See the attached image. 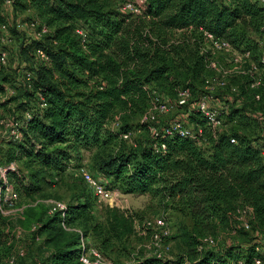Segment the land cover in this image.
I'll list each match as a JSON object with an SVG mask.
<instances>
[{
    "label": "trees",
    "instance_id": "obj_1",
    "mask_svg": "<svg viewBox=\"0 0 264 264\" xmlns=\"http://www.w3.org/2000/svg\"><path fill=\"white\" fill-rule=\"evenodd\" d=\"M26 13L23 21L47 27L48 35L37 40L17 29ZM77 28L87 33L86 44L75 34ZM205 33L239 52L249 50L251 60L258 62L264 46L262 9L251 0H147L144 12L133 15L121 10V2L112 8L107 0H0V55L7 53L6 64L0 63V109L14 104V121L21 123L19 138L7 142L5 158L7 163L19 161L26 172L7 171L15 194L30 198L56 184L71 161L78 165L81 151L95 150L92 175L107 179L123 194L148 196L164 212L190 222V229H182L180 235L182 255L130 264H254L255 259L264 264V249L259 250V241L264 242V137L244 128L253 123L261 133L256 115L264 106V87L250 89L252 79L242 76L238 85L227 83L215 90L214 98L216 93L237 97L232 103L237 108L229 105L215 134L195 110L186 119L202 131L195 138L162 135L159 131L171 121L159 124L157 117L140 123L155 98L174 100L178 90L187 89L190 104L209 94L204 81L213 71L208 62H222L223 56L211 50L201 53L208 45ZM4 37L11 42L5 43ZM37 50L47 61L36 57ZM12 59L26 65L22 72L10 68ZM259 69L264 84V64ZM8 87L14 96L5 99ZM231 87L237 92L232 94ZM258 93L261 99L255 101ZM178 109L186 111L187 106ZM150 127L158 134H151ZM134 133L132 141L123 138ZM154 145L165 149L155 150ZM4 187L0 180V190ZM5 205L0 199V264H9V240L17 225L33 227L34 236L49 233L55 249L46 264H80L82 237L92 238L108 257L119 245L126 249L123 245L139 219L137 214L105 208L97 220L91 198L52 215L27 207L14 221L3 214ZM242 208H250L252 215L248 230L234 219L240 244L198 251V240L212 236L216 222L226 224ZM75 222L84 226L82 234L68 235L67 228ZM23 260L13 264H24Z\"/></svg>",
    "mask_w": 264,
    "mask_h": 264
},
{
    "label": "rangeland",
    "instance_id": "obj_2",
    "mask_svg": "<svg viewBox=\"0 0 264 264\" xmlns=\"http://www.w3.org/2000/svg\"><path fill=\"white\" fill-rule=\"evenodd\" d=\"M107 2L112 8H119V0H107ZM27 16V13L22 16L21 20L19 21L20 25L26 24V22H24L23 20ZM15 60L16 59H12L9 62L10 68H18L21 69L22 72L26 65L24 63L18 64L17 62H15ZM217 62V71L213 72V75L218 76L226 83L234 86L242 82L241 78H243V75L238 73L240 67L224 65L219 58L217 59ZM241 69L243 70L244 68ZM208 78H206V80L204 81V85ZM12 95L14 96V90L8 87L5 99L10 98V96ZM226 96H229V94L225 96H220L219 93H216L215 97L217 103H222L223 98H225ZM231 99L235 100L237 99V97L231 95ZM241 99L246 100L243 97H241ZM241 99L239 98L240 102ZM168 100H173V98H165L163 101ZM247 100H249V97L247 98ZM231 106L237 108V105L232 104ZM247 106L249 105L245 103V107ZM241 108H243V106ZM13 110H15L14 104H9L6 108L0 109V168L2 171L7 170L8 168L13 166L16 171L19 170L22 175H26V172L22 168V165L19 161H12L7 163V159L5 158V151L8 144V140H15L12 139L13 136L10 134L11 129L5 124L8 123L17 127L21 126L19 119L14 121V116L12 115ZM185 112V109H178L175 112H171L164 115H158V122L159 124H165L172 120L184 121ZM252 112L253 113H251L250 116H252V114H255V109H253ZM257 112L264 113V106L259 108ZM134 122L136 123V120ZM116 127L117 122L115 121L113 123V128ZM244 128H247V130L252 129L255 137H258L260 135L263 139L264 134H262V132L259 133L260 130H256L257 128H259V126L257 127V125L252 123L250 127ZM136 134L137 133L131 135V141L132 138L137 136ZM93 153H95V150L81 151V160L80 162H77L78 165H75L74 160L71 161V167L62 175V177H60V180L56 184L48 187L44 186L40 192L35 193L30 198L17 196L13 191L16 195V201L12 203L6 202V205L2 210L3 214L5 216H10L14 221L15 219L22 218V211L27 207L33 208L34 213L44 214L45 212H47L49 214V211L53 210L57 204L64 207L74 206L77 203H83L85 198H89V200L91 198L93 204L92 216L97 220H100L102 218L103 210L105 208H117L121 211L137 214L139 218L135 220V233L126 241V244L123 245L126 248L124 251L122 250V246L119 245V248L115 253H108V257L107 255L105 256L102 253L103 260L107 264H130L138 259L140 260L143 258H150L157 256L158 254H160L161 259H175L177 256L182 255L185 251V245L182 239L180 238V235L182 229H190V222L186 218H183L181 215L175 212H164L158 202L156 200H152L148 196L123 194L118 189L111 188V185L109 184L108 180L102 177L101 179L105 183L107 189H109L113 193V200L112 202L107 203L97 202L96 198L92 196L91 191L83 183L80 175L82 170H91V155ZM15 170L10 171L13 172ZM6 174L7 172L5 173V177ZM96 175L99 176L97 172ZM6 182L8 187L13 190V185L11 184V181L6 178ZM0 192L1 194H3L4 189L0 190ZM3 196H5V194H3ZM109 204H111L112 207H110ZM146 219L152 221H155L157 219H164L168 224L170 236L166 240H163L161 246L157 249H147V247L151 245L152 231H149L143 227V221ZM234 219V217L230 218L226 224L216 222L217 227L216 230L213 232L212 236L217 242V249H226L229 246H235L241 243V239L236 234V228L238 227V225L234 222ZM32 228L33 227L23 228L22 226L17 225L12 230L11 238L9 240V243L12 247L11 257H14L15 260L24 257V264H46L47 258L55 249V243L51 241V236L49 235V233H43L38 236H34V234L32 233ZM67 229L68 230L66 232L69 233L68 235L75 234L74 232L82 234L84 226L80 222H75L70 224ZM63 238L65 237H61L60 240H63ZM82 239H84L85 242L90 246H95V241L92 238L82 237ZM259 243V250L263 251L264 242L259 241ZM166 247L168 248V250H165ZM21 254L23 255L22 257H20ZM3 264H5V262Z\"/></svg>",
    "mask_w": 264,
    "mask_h": 264
},
{
    "label": "built area",
    "instance_id": "obj_3",
    "mask_svg": "<svg viewBox=\"0 0 264 264\" xmlns=\"http://www.w3.org/2000/svg\"><path fill=\"white\" fill-rule=\"evenodd\" d=\"M251 1L257 4L262 9L264 15V0ZM120 2L121 10L123 12L131 13L133 15H141L146 9L147 0H120ZM10 4L11 3L9 1L5 2L6 7H9ZM16 27L21 31H25L29 37L37 40H40L49 33V29L47 27L41 26L39 28L35 23L25 25H20L18 23ZM36 27H38V30H35ZM1 30L2 32H5L6 27L3 26ZM75 34L79 37L81 44L87 43V33L82 28H77L75 30ZM204 37L208 45H206V48L202 49L201 53H205L206 51L211 50L212 55L222 54V63L224 65L238 66L240 67L238 73L243 76H249L252 79V82L249 84L250 89L259 90L261 87H264L262 74L259 69V65L264 64L263 45H261L262 54L258 57V62H254L251 60L252 55L249 50L239 52L225 42L214 41L213 36L210 34L205 33ZM3 40L5 43L11 42L10 39H8L7 37H4ZM36 57L41 61H47V56L40 50L36 51ZM6 60L7 53H1L0 63L2 65H5ZM216 63H218L217 60L210 59L208 62V69L213 72H216ZM241 68L244 69L242 70ZM25 77L27 81L31 80L30 73H25ZM226 84L227 83L220 79L218 76L213 75L209 77L208 80L205 82V89L209 92V94L190 104L189 100L191 99V95L187 89L178 90L176 93V98L174 100L160 101L158 98H155L151 104V107L141 117L140 123L147 124L154 122L156 121V117L158 115H164L171 112H175L177 108L187 106V110L184 113V121L172 120L165 127H162L161 131L159 132L165 136H172L173 134H178L181 137L189 138H195L196 134L200 135L202 133L200 128L195 129L194 127L188 125L186 122L187 117L193 110H195L198 111L204 117L207 127L213 134H215L216 132H219L221 130L223 125V118L227 114L229 105L233 103V100L231 99V95H229L223 98L222 103H217V100L213 97L212 93L217 89L224 88ZM236 92L237 87H231V93L233 94ZM260 99L261 98L259 94L255 95V101H260ZM256 116L258 121L260 122L261 132L262 134H264V113L258 112ZM26 118H29V114H26ZM5 125L11 129L10 134L13 136V138L18 139L20 135L17 132V126H14L12 124L10 125L8 123H6ZM149 131L151 134H158V130L155 127H150ZM123 138L127 140L130 138V135H124ZM154 149L163 151L165 149V146L161 145L160 147H157L156 145H154ZM261 153L264 156V148H262ZM8 170L15 169L12 166L7 170L1 171L0 168V177L5 185L3 193L5 194V196L1 194L0 199L3 202L12 203L16 201V195L14 194L13 190L8 187L6 182L5 173ZM80 175L82 181L91 191L92 196L96 198L97 202H112L113 193L109 189H107L105 183L102 181L101 178L92 175L89 170H82ZM109 205L110 207H112L111 204ZM63 209L64 206L57 204L53 210L49 211V215H52L55 210L62 211ZM251 215L252 211L250 208H242L237 210L235 219L245 230H248V220L250 219ZM142 225L145 229L152 231L151 245H149L147 249L159 248L163 240H166L170 236L168 224L164 219H157L155 221L146 219L143 221ZM198 242V251H201L203 249H217V242L212 236H205L203 238H200ZM78 249V262L80 264H107L103 260L101 252L95 246H90L89 244H87L82 238L80 239ZM165 250H168V248L166 247ZM22 256L23 255L21 254L20 257ZM154 257L157 259H161L160 254ZM14 261L15 258L11 257L9 258L8 263L13 264ZM254 264H261V262L255 259Z\"/></svg>",
    "mask_w": 264,
    "mask_h": 264
}]
</instances>
